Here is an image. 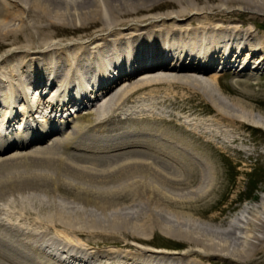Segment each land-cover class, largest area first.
I'll use <instances>...</instances> for the list:
<instances>
[{"label":"bare ground","instance_id":"6f19581e","mask_svg":"<svg viewBox=\"0 0 264 264\" xmlns=\"http://www.w3.org/2000/svg\"><path fill=\"white\" fill-rule=\"evenodd\" d=\"M234 5L264 15V0H0V43L13 46L0 57V198L45 187L54 191L64 185L74 200L95 206L104 217L107 210L117 215L120 207L143 201L144 211L135 215L136 221L126 215L112 225L121 228L129 224L138 232L157 226L172 238L228 257L230 262L264 264V217L255 212L264 214V192L255 204L234 213L226 222L227 228L204 232L190 226L186 235L184 231L189 228L184 226L194 217L184 208L210 190L213 178L209 185L193 188L190 166L186 165L192 146L187 140H174L183 150L172 145L173 156L187 159L179 165L157 148L160 141L148 138L157 136V131L126 129L120 133L119 123L157 117L144 106L114 119L118 116L116 109L129 96L143 89L152 95V91H158L153 87L165 84L204 97L213 112L207 118L210 123L264 127L261 114H254L251 103L233 96L229 107L214 92L222 74L217 68L234 72L244 86L256 83L254 71L264 70V34L247 25L248 17L238 19ZM165 6L168 9L162 14H152ZM97 25V33L76 35L68 43L34 40V28L42 33L67 34ZM21 30L26 43L18 41L17 32ZM8 36L10 42H6ZM185 69L211 74L198 77L191 71L184 73ZM140 71L135 79L134 72ZM122 78L126 82L117 87ZM45 93H51V98H41ZM245 97L254 98L250 93ZM91 101L87 112L96 115L89 122H73L71 113L60 114L55 120L48 116L67 103ZM34 107H38L44 128H38L40 133L30 139L23 135L27 130L22 128L17 130L18 139L9 140L13 124L24 123L30 115L33 121ZM137 113L144 114L139 118ZM185 124V130L193 131L188 122ZM33 128L30 134L37 132ZM85 136L96 142L89 143ZM119 136L137 138L119 141ZM60 220L73 222L69 216ZM3 228L5 233L13 231ZM245 229L251 233H236ZM217 232L218 240L214 237ZM14 234L9 239L0 236V258L5 260L0 264H71V260L72 264H102L103 258L91 256L94 251L81 255L67 250L62 252L65 259H61L35 236ZM232 239L240 240L232 243ZM128 248L142 255L116 264H200L197 258L203 259L202 253L191 248L184 253L133 244ZM153 252L159 254L150 255ZM146 253L151 258L144 256Z\"/></svg>","mask_w":264,"mask_h":264},{"label":"rangeland","instance_id":"374dc122","mask_svg":"<svg viewBox=\"0 0 264 264\" xmlns=\"http://www.w3.org/2000/svg\"><path fill=\"white\" fill-rule=\"evenodd\" d=\"M233 8L238 13L236 14L238 19L248 17L247 25L254 27L257 32L264 34V15L248 13V11H244V8L240 6L234 5ZM166 9H168L167 6L160 7L153 10L152 14H162V11H166ZM14 22L16 23L15 20ZM96 29H98V25L67 34L42 33L44 31L39 32L35 28L33 31L36 32L34 33V40L42 39L44 41L48 39L52 43L58 41L68 43L69 38H74L76 35L81 34L89 35L97 33ZM24 36L25 33L22 30L17 32L20 43L27 42ZM10 41L11 38L8 36L6 42ZM10 47L13 46H10V44L4 46L3 43H0V57L6 51H10L12 49ZM189 71L198 77L207 78L211 74V71H205L202 74L201 72L197 73L189 69H185L183 72L191 73ZM216 71L222 74L219 77V86L215 85L214 92L219 94V97L228 103L229 107H231L229 98L233 96H239L242 100L251 103L254 106V114L260 113L264 122V70L254 71L257 76L256 83L246 84L245 86L243 80L239 81L236 79L237 74H234V72L226 71L228 73H224L225 70L222 71L218 68ZM142 72H134V78L138 79ZM247 72L249 73L250 71ZM124 82L126 81L123 78L119 80L117 87L124 84ZM152 89L158 90L152 91L153 96L145 93L148 89H143L129 96V99L116 109V115L118 116L114 119L117 120L120 116H124L126 112H130L136 107L141 108L142 106L149 109L150 114L157 117L153 120L149 118L145 119L144 117L140 118L144 113H137V117L139 116L140 118H137V121L119 123V125H122L120 133L126 129L157 131L155 132L158 133L157 136L155 133H152L155 136H148V138L160 141L161 143L157 148L161 149V152L165 156L170 155L173 162L179 165L185 164L187 159L172 155L174 152L172 145L183 150V148H180L182 147L181 144L174 140L184 139L190 142L192 155L191 160H188L186 165L190 166V183L193 184V188L201 189L206 184L209 185L211 178L213 179L209 186L211 188L206 194L201 198L189 203L187 202L184 209L191 212L194 218L191 222H186L184 227L188 229L192 226L195 231L201 230L204 232L209 229L218 231L227 228L226 222L234 213L239 212L246 205L255 204L259 195L264 192L262 188L264 184V127H254L251 125L242 127L227 126L210 123L207 118L212 117L213 112L206 99L201 95L178 86L171 88V86L165 84L157 85ZM248 93L252 94L254 98L245 97L248 96ZM50 94L45 93L41 98H51ZM55 97L59 98L60 96L55 95ZM89 107H86V110L83 111L72 112L71 116L75 115L73 121L86 123L93 120L96 114L87 112L90 110ZM63 109L68 113L70 109L74 110L75 108L72 107V102H70ZM185 121L189 123L188 126L193 127V131L184 129L186 125ZM206 122L208 124H205ZM235 127H237L236 131L233 130ZM92 131L93 128L90 129V132ZM95 133H98V131H95ZM231 135L236 136L235 140L231 139ZM172 136L176 138L173 139ZM227 136L229 137L228 139ZM84 138L88 142H96V140L89 139L86 136ZM128 138L119 136L118 140H131L130 138L136 139L137 137L132 136ZM141 139L142 137L138 140ZM186 155L189 156L188 153ZM71 195V190L63 185L54 191L51 188L45 187L0 198V224L3 223V227L6 229L7 227H11V230H13L10 232L6 231V233L2 232L4 228L0 225V236L2 235L3 239L13 238L15 237L14 232H19L30 237L35 236L37 240L41 241L45 249L47 246L46 250H52L51 252L63 257L65 255L62 252L67 250L81 255H91L90 252L94 251L96 254L94 253L91 256L95 257V259L103 258L101 260L102 264V261L105 262L104 264L125 263L130 261L128 260L129 257L134 259L140 257L142 253L129 249L130 244L137 247L151 248L155 251L162 249L168 252L177 251L184 253L189 248L195 249L203 255V259L197 258L200 260V264H251L250 262H230L228 257H224L218 253H207V251L199 247L190 245L187 241L184 242L164 234L157 226L150 230L138 232L128 227L129 224L128 226H126L127 224L123 225L121 228L112 225L126 215H132V220L136 221L135 215L144 211L141 209V207L145 206L143 201L133 206L120 207L117 209V215H114L112 210H107V215L104 217L100 209L93 205H84L80 201L74 200ZM177 195L180 196L182 194L177 193ZM255 212L257 215L264 217L263 213ZM168 215L170 219H174L171 214ZM67 216L73 221L71 224H67L63 220L61 222L60 218ZM249 216L252 217L250 214ZM191 228L184 231V233L186 235L189 234ZM34 231L36 233H33ZM250 231L246 229L242 231L237 230L236 233L244 235L245 233L250 234ZM256 232L261 234L258 231ZM214 237L216 240L219 239L218 232ZM239 240L232 239L231 241L235 243L239 242ZM148 254L146 253L144 256L151 258ZM152 254L159 253H150V255ZM0 260L5 262L4 259L0 258ZM44 260L46 258H42V261ZM70 262L71 264L73 263L72 260ZM63 263L59 262L58 264Z\"/></svg>","mask_w":264,"mask_h":264}]
</instances>
